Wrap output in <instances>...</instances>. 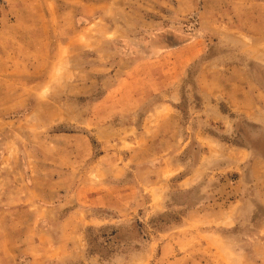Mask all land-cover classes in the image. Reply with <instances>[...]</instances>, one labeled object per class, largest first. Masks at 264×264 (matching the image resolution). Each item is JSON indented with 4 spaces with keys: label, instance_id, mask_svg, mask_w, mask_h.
Returning a JSON list of instances; mask_svg holds the SVG:
<instances>
[{
    "label": "rangeland",
    "instance_id": "rangeland-1",
    "mask_svg": "<svg viewBox=\"0 0 264 264\" xmlns=\"http://www.w3.org/2000/svg\"><path fill=\"white\" fill-rule=\"evenodd\" d=\"M0 264H264V0H0Z\"/></svg>",
    "mask_w": 264,
    "mask_h": 264
}]
</instances>
